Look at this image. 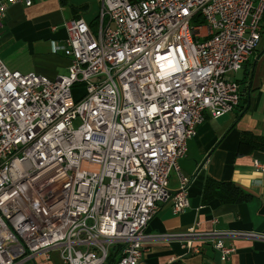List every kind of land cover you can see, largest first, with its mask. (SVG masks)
Masks as SVG:
<instances>
[{
    "label": "built area",
    "instance_id": "obj_1",
    "mask_svg": "<svg viewBox=\"0 0 264 264\" xmlns=\"http://www.w3.org/2000/svg\"><path fill=\"white\" fill-rule=\"evenodd\" d=\"M35 1L0 0V32L11 6ZM100 2L96 29L82 17L65 23L57 49L71 57L67 74L12 70L0 57V264L49 261L57 250L62 264H105L114 246L117 264H138L160 205L190 206L179 165L188 140L206 113L240 104L233 74L260 43L264 0ZM227 237L264 233L159 235L189 254L210 242L222 261L236 249Z\"/></svg>",
    "mask_w": 264,
    "mask_h": 264
},
{
    "label": "crops",
    "instance_id": "obj_2",
    "mask_svg": "<svg viewBox=\"0 0 264 264\" xmlns=\"http://www.w3.org/2000/svg\"><path fill=\"white\" fill-rule=\"evenodd\" d=\"M100 0H36L32 6L13 5L4 17L0 32V56L9 65L14 55L26 54L37 72L55 79L69 71L71 57L57 49L65 44V23L84 18L94 23L99 17ZM101 4V2H100ZM261 40L244 68L234 78L240 85L241 101L232 112L221 117L206 113V119L188 140L186 156L180 159L181 173L191 179L190 206L175 214L172 201L163 202L146 232L152 235L138 264H264V240L227 237L224 242L235 246L225 261L212 243L201 245L198 254H189L176 239L159 235L184 232L196 227L202 231L233 230L264 233V171L256 170L254 160L264 162V151H240L244 132L264 136V21ZM5 47L15 48L7 54ZM3 53L5 55H3ZM208 180L233 182L251 194L239 203H224L219 198L203 201ZM179 176L173 173L169 188L179 187ZM46 263L41 258L36 262ZM40 262V263H39ZM26 264V263H25Z\"/></svg>",
    "mask_w": 264,
    "mask_h": 264
},
{
    "label": "trees",
    "instance_id": "obj_3",
    "mask_svg": "<svg viewBox=\"0 0 264 264\" xmlns=\"http://www.w3.org/2000/svg\"><path fill=\"white\" fill-rule=\"evenodd\" d=\"M65 1L66 0H61L62 3H65ZM194 22L199 24L205 23L200 15H198ZM91 24L93 28L96 29L98 18ZM254 150L264 151V136H257L251 132H244L240 141L241 153ZM250 197V193L233 182H216L208 180L203 194V201L209 202L213 198H219L224 203H239L248 200ZM120 252V246L112 247L105 264H117ZM26 264H36V261H29Z\"/></svg>",
    "mask_w": 264,
    "mask_h": 264
},
{
    "label": "rangeland",
    "instance_id": "obj_4",
    "mask_svg": "<svg viewBox=\"0 0 264 264\" xmlns=\"http://www.w3.org/2000/svg\"><path fill=\"white\" fill-rule=\"evenodd\" d=\"M101 7V4L99 2V5ZM15 48H8V47H5V52H6V55L7 54H10L12 53V51L14 50ZM3 55H5L3 53ZM1 57V56H0ZM2 60L7 64V66L12 69V70H20L22 72H29V67L31 66V61L29 59V56H27L26 54H21V55H14L13 56V59L11 60L12 64H8L3 58ZM239 72H237L236 74H233V76L237 75ZM75 91V94L76 96L80 95L81 93H83L84 91V88L81 87L77 90H74ZM79 124V121H76L75 122V126H77ZM42 262V261H41ZM40 263V262H39ZM36 264H38V262H36ZM41 264H62V261L60 259V253L59 251H52L51 252V260H49V262H46V263H41Z\"/></svg>",
    "mask_w": 264,
    "mask_h": 264
}]
</instances>
